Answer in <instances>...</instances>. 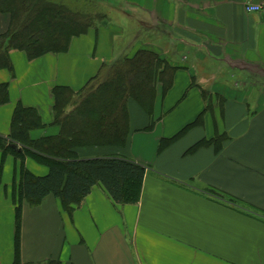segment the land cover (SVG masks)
<instances>
[{"label": "crops", "instance_id": "crops-1", "mask_svg": "<svg viewBox=\"0 0 264 264\" xmlns=\"http://www.w3.org/2000/svg\"><path fill=\"white\" fill-rule=\"evenodd\" d=\"M86 1H96L103 23L73 37L67 51L28 59L9 50L12 70L0 68L7 89L0 137L8 143L32 149L25 139L58 135L53 88L77 92L118 56L150 49L176 68L164 92L155 81L150 107L128 100L124 146L76 149L78 157L116 155L143 166L139 200L114 203L96 184L71 212L52 195L24 202L21 261L264 264V14L244 9L263 0ZM8 24L9 15L0 13V34ZM127 33L140 39L115 52L114 40ZM21 108L36 111L40 126L14 130ZM24 166L34 175L47 172L30 159ZM18 168L12 154L0 159V264L14 258Z\"/></svg>", "mask_w": 264, "mask_h": 264}, {"label": "trees", "instance_id": "trees-1", "mask_svg": "<svg viewBox=\"0 0 264 264\" xmlns=\"http://www.w3.org/2000/svg\"><path fill=\"white\" fill-rule=\"evenodd\" d=\"M0 13L9 15L8 28L0 34V68L10 71V49L23 51L28 59L48 52H65L73 37L86 33L96 22L103 23L100 11L86 13L49 0H0ZM175 68L154 51L137 49L131 57H120L104 65L77 92L66 86L53 88V123L61 127L58 135L25 139L26 145L32 149L11 146L0 137L1 162L7 153L19 161L13 179L16 208L12 264H24L19 245L24 202L33 205L52 195L71 212L96 184L104 188L114 203H136L139 200L145 175L143 166L116 155L78 157L76 149L88 145L124 146L129 132L128 100H134L144 109L150 107L155 95V81L160 80L164 92L171 83ZM6 101L7 89L3 84L0 85V104ZM196 122L186 125L175 137L162 139L159 147H164ZM37 126L40 123L36 111L15 110L14 130L28 133ZM17 136L24 139L20 137L22 135ZM25 155L46 166L47 172L44 175L31 173L24 166Z\"/></svg>", "mask_w": 264, "mask_h": 264}, {"label": "rangeland", "instance_id": "rangeland-1", "mask_svg": "<svg viewBox=\"0 0 264 264\" xmlns=\"http://www.w3.org/2000/svg\"><path fill=\"white\" fill-rule=\"evenodd\" d=\"M55 1H59V0H55ZM64 1L69 7L73 8V9H76L78 11L81 10V11H84L86 13L90 12L92 14L100 11V9H98V4L96 3V1H95L96 4L92 3L91 5L88 4L86 0H76V1L70 0L69 3L67 2L68 0H64ZM127 35H128V33L125 36H123L122 38H116L114 40V42H115V46H114L115 47V52L124 51V50H125V52H128L129 46L132 43L131 40L132 39L133 40L140 39V35H138L136 37H133L132 39H131V37H129ZM118 58H119V56L117 57V59ZM16 147H18V146L16 145ZM26 159H30V161L32 163H34L35 165L45 168L44 165L40 164L37 160H35L33 157H31L29 155H25L24 161ZM9 178H10V176H9Z\"/></svg>", "mask_w": 264, "mask_h": 264}, {"label": "built area", "instance_id": "built-area-1", "mask_svg": "<svg viewBox=\"0 0 264 264\" xmlns=\"http://www.w3.org/2000/svg\"><path fill=\"white\" fill-rule=\"evenodd\" d=\"M244 9L249 13L258 12L264 14V0L259 3H245Z\"/></svg>", "mask_w": 264, "mask_h": 264}, {"label": "water", "instance_id": "water-1", "mask_svg": "<svg viewBox=\"0 0 264 264\" xmlns=\"http://www.w3.org/2000/svg\"><path fill=\"white\" fill-rule=\"evenodd\" d=\"M10 145L15 147V145H14V144H12V143H10Z\"/></svg>", "mask_w": 264, "mask_h": 264}]
</instances>
